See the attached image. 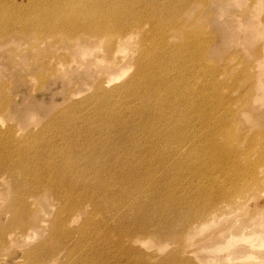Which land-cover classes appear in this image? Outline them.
<instances>
[{
    "label": "rangeland",
    "instance_id": "obj_1",
    "mask_svg": "<svg viewBox=\"0 0 264 264\" xmlns=\"http://www.w3.org/2000/svg\"><path fill=\"white\" fill-rule=\"evenodd\" d=\"M170 1L173 7L176 0ZM30 5L25 3L26 7ZM251 5L253 14L261 20L264 0H232L204 9L193 7L191 18L185 17L186 23L192 22L191 32L201 28L213 37L202 62L210 64L209 72L226 87L223 92L230 95V105L226 109L236 116L221 115L211 120L213 124L190 117L186 133L190 146L180 150L173 149L170 143L156 146L158 138L147 136L160 133L166 127L161 119H156L160 106L157 95L165 98L170 91L171 97L176 99V92L182 86H211V74L204 70L206 65L203 71L195 68L196 73L192 72L195 63H188L186 70L171 64L169 70L159 68V73H163L158 81L147 80L140 90L143 93L152 91V98L140 103L139 91L130 86L125 105L115 103L108 107L101 104L102 98L94 89L119 76L137 57L140 42L137 37L114 60L104 58L101 48H93V43L84 39L79 41V49L73 42L59 38L36 40L33 35L10 34L0 39V166L5 167L0 170V264H43L47 255L41 252V246L57 243L51 231L52 224L61 209L64 211L63 203L54 195L57 187L65 190L66 184L74 182L89 194L91 190L87 185L98 183L94 180L100 178L110 183L106 184L108 191H117L123 175L116 168L125 160L134 163L136 158L152 167L149 172L147 168L136 172L143 174L137 186H157L160 200L147 199L118 208H111L109 204L92 205L93 210L90 203L81 205L64 228L75 233L84 226L95 230L98 224L100 235L75 246L73 241L78 237L75 234L66 244V249L70 248L67 256L61 251L47 264H264V236H258L264 231V108L247 104V82L237 73L249 63L255 65L252 50L262 45L261 39L249 37L243 27L251 18H240ZM238 22L242 27H238ZM175 40L174 43L180 42ZM84 50H90L91 54L83 53ZM121 56L125 58L120 59ZM120 60L123 61L117 71L111 70L110 66ZM133 71L134 68H130L119 79L107 84L104 95L117 102L119 98L115 97L114 89L122 86ZM182 75L188 77L190 84H184ZM232 77L236 83L230 81ZM138 105L145 106V110L139 115L131 113L130 110ZM241 112L257 118V126L254 122L238 126L236 122L240 117L237 119V116ZM146 116H150L147 121ZM213 126L217 129L212 138L223 147L211 150L217 157L216 163H210L208 169L211 168L215 175L212 179L208 175L207 179L205 170L200 172V165L205 160L206 130ZM250 127L243 134V130ZM228 128L238 130L233 132L238 139L226 140L219 135ZM169 129L167 126L165 132ZM6 135L12 137L9 139L35 138L38 141L42 151L36 160L26 161L29 167L26 172L20 170V156L6 145ZM45 139L51 142L48 147L41 142ZM153 146L160 147L164 154L146 162V153ZM90 161H93L91 166L88 165ZM35 163H38L39 172L34 169ZM247 170L253 173L251 182L244 181ZM243 183L248 185L244 189L246 195L239 200L238 190ZM96 192L92 202L98 197ZM223 192L232 195L233 205L216 201L207 211L212 215L210 220L198 227L205 217L198 219L192 215L197 214L207 200L219 198ZM145 196L148 197V193ZM169 198L174 201L170 202ZM176 199L181 205L196 200L201 202H196L195 210L191 209L186 215L181 213ZM121 214H125L124 220L119 217ZM139 217L146 218L144 224ZM141 229L149 235L140 232ZM130 230L133 231L131 237L125 235ZM108 238L111 240L107 241ZM60 240H63L62 235ZM33 249H36L34 255L27 259L26 254Z\"/></svg>",
    "mask_w": 264,
    "mask_h": 264
},
{
    "label": "bare ground",
    "instance_id": "obj_2",
    "mask_svg": "<svg viewBox=\"0 0 264 264\" xmlns=\"http://www.w3.org/2000/svg\"><path fill=\"white\" fill-rule=\"evenodd\" d=\"M16 1L17 0H0L1 40L6 39L10 34L25 37L33 35L36 40L43 38H59L58 40L73 42V46L76 49H79L80 47L78 43H80L79 41L81 39H84L87 43H93V48H101L104 53V58L112 60L117 57L118 53L122 52L130 45L133 38L137 37L140 40L138 44L139 53H137L138 55L136 58L132 59L129 66H127L125 70H123L116 78H112L108 83H103L102 85L100 83L94 89L95 94L100 95L102 98L101 104L108 105V107H111L115 103L122 106L125 105L129 98L128 93L130 86L139 91L137 95L140 103H144L152 98L154 95L152 91L147 90L143 93L140 90L146 86L143 85L147 80L154 79L158 81L163 73H159V68H163L164 71H166L169 68V64H171L172 66L176 65L179 69L183 70L188 63H195L192 72L196 73L195 68H199L203 71L202 68L206 65L204 70H206L207 74H211V86L198 84H195L196 86H182V84L180 91L176 92L177 100L171 97L170 91L165 95V98L157 95V104L160 106L156 112L158 114V118L156 119H161L162 123L164 122L166 127L162 131L160 130V133L152 135L148 133L147 136L158 138L156 146L163 143H170L175 150H180L181 148L190 146L186 135L188 131L187 120L190 117H197L202 119V121L208 120L211 124H213L211 120H215L221 115L224 117L232 116L233 118L236 116L235 112L230 114V111L226 109L228 105H230V95L223 92V89L226 87H224L219 80V83L217 82L214 78L215 74H213V72H209L208 68L210 64H204V62H202L204 60L203 54H206L209 49L213 37L205 33V31L201 28H198L195 32H191V30H193L192 22L191 24L185 22V17L188 19L191 18L189 16L193 14L191 11V8L193 7L204 9L211 4L216 5L222 3L223 1L228 2L232 0H176V4L173 7V2L170 0ZM25 3L31 5L26 7ZM40 4H43L44 7H40ZM252 8L253 6L251 5L247 12L240 14V18H242V20L251 18L249 24L247 23L246 25H243V27L246 29V33L249 37L254 38V40L257 39L258 41L261 39L262 45H259L252 50V57L255 65L249 63V65H246L237 73L239 74V77H243L247 82V85L245 86V99L247 104L250 105L252 103L264 108V17L259 20L258 17L253 14ZM179 19H181L180 22ZM240 26L242 27L241 22H238V27ZM57 29H60L59 33L57 32ZM176 38L180 41L179 43H174ZM89 52L90 50H84L83 53L87 54ZM165 56H169V59L166 57V60H163V57ZM122 58H125V56L120 57V59ZM122 61L123 60H120V63L113 64L110 66V69L117 71ZM130 68H134V71L129 76L128 80L124 82L122 86H118L114 89V91H116L115 94L117 95L115 97L119 98L118 101L115 102L113 97L110 99V96H105L104 87H106L110 82L119 79ZM184 70H186V68ZM216 76L218 77V75ZM183 78L185 85L190 84V80H187L188 77L183 76ZM168 80L169 79H167V81ZM230 81L236 83V79L233 77ZM161 82L159 83L161 84ZM164 88L166 89V87ZM139 105L132 108L130 112L136 115L141 114L142 110H145L143 109L145 106ZM163 106L164 108H162ZM166 106H168L167 112L165 111ZM153 109H155V107H153ZM262 113H264V109ZM133 117H135V115ZM239 117V121L236 122L238 126L253 122L255 126H257V123H255L257 118L252 119L249 113L241 112L237 116V119ZM147 118L150 119V116L145 117L146 121ZM156 119L153 118V121ZM30 120H32V118ZM146 121H144V126L146 125ZM156 123L158 124V121ZM151 125L152 124H150V126ZM167 126H169L170 129L168 132H165ZM216 129L217 126H213L210 130H206L208 137L204 141L203 146L205 160L200 165V172L205 170L204 177L207 179L208 175L211 179L215 175V172H213L211 168L208 169V165L210 163H216L217 157V155H214L216 153L211 152V150H220L223 147L222 145L216 143L212 138ZM250 129L251 127L243 130V134ZM235 131L238 130L235 128H228L227 130H224V132H219V135L221 134L220 136L222 138L225 137L226 140H235L238 139V135L233 133ZM5 137L8 139L6 140V145L11 146L13 153L20 156V168H22L20 170L22 172H26L29 169L26 161L36 160L39 156V151H42L40 146L37 144L38 141L35 138H30V140L26 139V141L9 139L12 138L10 135H6ZM41 142H43V146L45 147L51 145V142H46V139L41 140ZM23 145H25V148H22ZM159 149L160 147L155 146L149 148L145 156V161L151 162L154 159L163 156V151L160 152L162 149ZM13 156L14 155H11V157ZM200 158H203V156H200ZM136 160L137 161L134 163L125 160L123 165L116 168L117 172L123 175L121 178L122 184L117 191H108L107 188L110 183H107L100 178L94 180L98 183H90L87 185L86 188L91 190L89 194L81 191L82 189H79L78 185L74 182L66 184L65 190L57 187L56 194L54 193V195L59 199L58 201L63 203L62 207L64 211L61 209V212L56 216L52 224L51 231L52 234L56 235L57 243L51 246H41V252L45 251V255H47V257L44 255L46 260L43 264L51 262L52 259L55 260L56 256L61 253V251L64 254L66 252L67 256V252L70 248L66 249V244L72 238L74 239L75 234L78 235V237L73 241L75 246L83 244L87 240H91L92 237L93 239L95 237L98 238L100 235L101 231L98 224L95 230L93 228L88 230L84 226L81 229H78L75 233L64 228L66 221L68 222L71 219L72 215H74L75 211H77L81 205L90 203L91 207L92 205L100 207L103 204H109L111 208H118L122 205H132V202L134 204H138L139 202H143L147 199L151 202L157 201V199L160 200V191L157 186L154 185L148 188L137 186L142 180L141 176L143 174H137L136 172L140 171L141 173L146 168L147 172H149L152 167L145 165L143 160L140 158H136ZM88 165H93V161L88 162ZM177 166L181 167L180 164H177ZM247 167L249 168L250 164H248ZM4 168L5 167L0 166V170ZM253 168L255 167L253 166ZM34 169L36 172H39L38 163H35ZM252 174L253 173L250 170H247L244 175V181L249 179L251 182ZM127 182H130L131 184H126ZM106 184H108V186ZM247 186V184L243 183L242 188L238 190L239 195L237 197H239V200H243L245 197L246 192L244 189ZM49 187L52 188V186ZM94 189L98 190V192L94 191ZM94 192L97 193L98 197L92 202V197H95ZM145 193H148V197L145 196ZM131 194L133 195L129 198ZM232 198V195H228L223 192L219 198L216 197L210 201L207 200V203L200 207V211L197 214L195 213L192 215L198 217V219H203L205 217L198 227H203V224L205 225V223L210 220L208 218L212 215L208 214L207 211L213 207L216 201L220 200L222 202H228L229 206ZM176 200L177 205H180L181 207V213L186 215L190 213L191 209H194L193 207L196 202H201L196 200L194 203H184L181 205L180 200ZM173 201L174 200H171L170 202ZM231 204L233 205V202ZM93 209L94 208L92 207V210ZM124 216L125 214H121L119 217L124 220ZM143 218L139 217V221L144 224L146 218ZM142 229L140 232L149 235L146 230ZM90 232H93V234H90ZM132 234L133 231L131 230L125 233V235H129L130 237ZM60 235L63 236V240H60L59 242ZM153 235L155 234L153 233ZM258 236H264V231H262V233H258ZM109 240L111 239L108 238L107 241ZM35 250L33 249V251L27 253L26 258L28 259V257L33 256ZM39 263L40 262L37 264Z\"/></svg>",
    "mask_w": 264,
    "mask_h": 264
}]
</instances>
